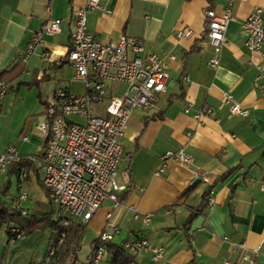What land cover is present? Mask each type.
Listing matches in <instances>:
<instances>
[{
    "label": "crops",
    "instance_id": "1",
    "mask_svg": "<svg viewBox=\"0 0 264 264\" xmlns=\"http://www.w3.org/2000/svg\"><path fill=\"white\" fill-rule=\"evenodd\" d=\"M84 4L85 0H0V80L10 88L0 111V153L13 147L37 163V173L30 171L22 183L26 201L41 194L47 198L36 157L45 136L39 130L44 107L35 82L47 80L43 89L48 101L59 88L75 96L87 92L67 60L73 12ZM108 4L110 15L104 10L87 15L94 37L115 40L129 35L141 40L146 51L175 58L169 62L170 77L157 106L132 112L116 175L122 205L106 201L83 222L87 229L80 262L88 261L94 242L101 233L111 232L114 224L118 232L112 242L123 245L142 237L164 248L161 261L144 250L133 253V264H224L226 260L247 264L242 251H233L224 238L249 249H264V91L254 85L257 71L248 65L251 55L241 28L256 8L262 9L264 22V0L234 2V20L228 25L217 68L209 65L216 54L206 37L205 13L208 9L224 13L227 0H214L212 5L208 0H109ZM54 19L61 22L59 31L44 35V45L24 63V52L35 34ZM184 28L193 31L191 38L177 37ZM45 53L48 60L43 59ZM125 90L122 83L107 82L106 96L94 105V115L105 117L109 98ZM225 94L248 110V116L232 114ZM205 110L211 112L195 117ZM181 149L191 163L170 161L165 173L156 176L161 156ZM5 181L7 172L0 174V186ZM18 183L17 178L16 191ZM209 198L215 200L212 207L207 205ZM26 201L23 207L31 213ZM146 214L151 215L148 224ZM44 231L24 234L15 242L3 231L0 264H41L52 235L45 238ZM100 264H107L105 256ZM256 264H264V256Z\"/></svg>",
    "mask_w": 264,
    "mask_h": 264
},
{
    "label": "built area",
    "instance_id": "2",
    "mask_svg": "<svg viewBox=\"0 0 264 264\" xmlns=\"http://www.w3.org/2000/svg\"><path fill=\"white\" fill-rule=\"evenodd\" d=\"M235 1L227 0L224 13L217 14L213 9L206 10V37L215 51V57L209 65L217 68L220 64L219 55L227 44L226 32L228 25L234 20L232 7ZM109 0H85V4L73 12L74 31L67 54V60L73 67L75 78L86 86V94L75 96L67 90L59 88L53 99L48 102L44 110V118L39 130L44 136H49L45 154L37 158L43 177V184L49 190V197L57 206V215L61 225L66 227L71 220L89 221L103 206L110 201L114 206L122 205L119 197V188L116 175L123 157L122 138L124 131L134 110H152L159 101L160 94L165 92L169 80V62L175 57L172 54L161 56L152 51H146L138 38L121 35L115 40H100L88 30L87 15L93 10H104L108 15L112 10ZM60 20L54 19L35 34L23 55V62L27 63L36 48L44 45V35H54L60 29ZM242 33L245 37V46L251 57L249 66L256 68L254 85L264 91V22L262 9L256 8L242 22ZM193 36L190 28L177 32L179 39H188ZM254 57H259L256 63ZM48 60V54L43 55ZM117 82L126 86L120 96H111L106 106V116H97L93 113L96 103L106 96V83ZM8 84L0 80V111L3 108L5 97L8 94ZM224 102L231 104L234 115L247 117L248 110L234 102L231 94H225ZM188 112V108L185 110ZM211 110H205L195 115L197 119ZM77 118V120L73 119ZM23 159L15 148H9L0 153V174L4 175L10 165ZM161 163L155 175L165 173L168 162L190 164L191 157L184 150L166 151L160 158ZM27 171L18 174V185L21 188L16 200L17 208L23 216L27 211L23 203L28 199L22 183L27 178ZM215 204L209 198L207 205ZM171 211L167 210L169 214ZM151 215L146 214L145 223L150 222ZM111 232H103L94 244L88 263L100 264L105 256L103 244L112 242L118 228L112 224ZM25 234V231L13 227L10 230L9 240L15 242ZM65 232L58 237L57 244L50 245L45 259L41 264H50L54 255L64 240ZM233 251H242V260L247 264H256L257 259L264 256V249L260 246L249 249L244 243H236L224 238ZM123 247L132 253L149 251L155 261L163 259L164 248L152 245L145 238H135L125 241ZM224 264H234L226 260Z\"/></svg>",
    "mask_w": 264,
    "mask_h": 264
},
{
    "label": "trees",
    "instance_id": "3",
    "mask_svg": "<svg viewBox=\"0 0 264 264\" xmlns=\"http://www.w3.org/2000/svg\"><path fill=\"white\" fill-rule=\"evenodd\" d=\"M208 1L211 5L214 2V0ZM46 81L47 80L44 79L35 82V85L39 91L40 103L44 107V110L49 102L43 89V83ZM9 92L10 88H8V93ZM48 140L49 136H45L42 151L38 154V156H36L37 158L44 156L48 145ZM22 170H26L27 173L30 171L37 173V163L32 159H23L20 162L14 163L8 167L7 181H5L2 186H0V235L3 231H6L7 234L10 235V230L13 227H18L24 230L26 235H30L36 230L44 231L46 229H52L50 245H55L57 244L58 237L60 236L61 232L64 231V240L62 244L58 246V250L50 264H83L79 260L78 253L82 249V242L85 237L87 223L71 220L68 226L63 227L58 215L57 217L55 216L56 213L53 206L55 204L49 197V190L41 182L40 185L45 191V194L52 206L51 210L43 214L41 217L29 213V211L27 212L26 216H23L21 214V210L17 208L14 203L21 188L18 186L15 194L12 195L10 193L12 188V177L17 176L18 178V174ZM191 190L192 189H188L187 192H190ZM97 243H99L98 239L94 242V244ZM103 247L105 249V260L107 264L134 263V254L125 249L122 244L107 242L103 244ZM85 264L91 263L86 262Z\"/></svg>",
    "mask_w": 264,
    "mask_h": 264
},
{
    "label": "rangeland",
    "instance_id": "4",
    "mask_svg": "<svg viewBox=\"0 0 264 264\" xmlns=\"http://www.w3.org/2000/svg\"><path fill=\"white\" fill-rule=\"evenodd\" d=\"M73 119L77 120V118H73ZM41 141H42V139H41ZM11 182H12V188H11L10 193L13 195L16 192V187H17L16 176L12 177ZM40 196L41 197L38 196V197H35L34 199H30V200L26 201V205L28 206L31 214H34L37 216H42L43 214L49 212L52 208V206H51L50 202L47 200V198L42 194ZM53 206L55 209V213H57L58 212L57 206L56 205H53ZM51 233H52V229H47L46 231H44L45 238H47ZM5 237H6L5 232H3L0 236V250L1 249L3 250V241H4ZM44 245H45V240L43 242H41L40 247H43Z\"/></svg>",
    "mask_w": 264,
    "mask_h": 264
},
{
    "label": "water",
    "instance_id": "5",
    "mask_svg": "<svg viewBox=\"0 0 264 264\" xmlns=\"http://www.w3.org/2000/svg\"><path fill=\"white\" fill-rule=\"evenodd\" d=\"M198 180H196L193 184H195Z\"/></svg>",
    "mask_w": 264,
    "mask_h": 264
}]
</instances>
